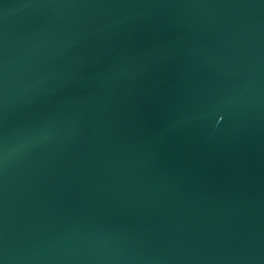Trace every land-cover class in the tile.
Masks as SVG:
<instances>
[{
    "label": "water",
    "instance_id": "1",
    "mask_svg": "<svg viewBox=\"0 0 264 264\" xmlns=\"http://www.w3.org/2000/svg\"><path fill=\"white\" fill-rule=\"evenodd\" d=\"M0 264H264V0H0Z\"/></svg>",
    "mask_w": 264,
    "mask_h": 264
}]
</instances>
